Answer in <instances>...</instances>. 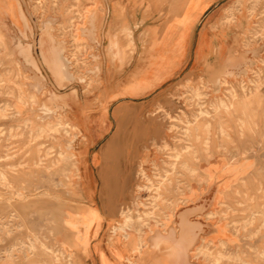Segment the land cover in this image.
<instances>
[{"label":"rangeland","instance_id":"1","mask_svg":"<svg viewBox=\"0 0 264 264\" xmlns=\"http://www.w3.org/2000/svg\"><path fill=\"white\" fill-rule=\"evenodd\" d=\"M241 1L227 12L221 25L234 23L238 9L247 6L250 30L237 39L236 45L264 41V0ZM88 2L94 11L90 19H87ZM97 2L0 0V264H82L85 247L88 255L84 264H98L99 252L120 241L121 229L127 230L120 213L126 204L132 218L127 225L137 229V241L142 239L148 223L163 226V231L171 229L165 224L169 221L165 211L178 205L177 194L189 188V182L178 176L179 173L193 178L203 172L193 164L199 160L196 146L200 150L205 147V156L209 155L208 147L216 142L220 152L235 158L243 155L255 158L260 180L253 183H261L257 187L264 191V55L259 69L252 71L244 82L227 86L223 98L217 102H211L202 89H195L201 83L197 79L183 87L184 94L176 98L181 103L173 107L177 115H169L161 103L155 108L128 103L125 107L128 115L122 119L123 131L111 164L110 187L100 183L99 164L94 159L113 135L114 117L119 121L122 115L117 108L113 117L112 107L109 109L106 100L98 97L104 88L99 76L103 58L108 56L111 85L107 91L113 94L116 81L119 80L117 86L123 83L119 76L134 50L133 34L156 11L151 5H145L144 0L131 5L128 0ZM170 6H158L161 8L158 20L165 18ZM191 7L194 10L197 4ZM139 14L141 21L136 19ZM185 19H189L188 15ZM98 44L106 45L103 51L97 52ZM214 54L213 50L208 57ZM115 60H118L116 64ZM61 70L65 73L57 76L55 72ZM33 71L44 81L43 85L37 76L30 78ZM27 84L38 92L34 104L29 100L31 91ZM129 84L118 95H125ZM182 107L189 115L184 114ZM137 108L146 112L145 126L133 115L137 112L133 109ZM47 109L53 118L51 121L60 117L67 124L66 129L48 128L43 118ZM101 111H108L104 123L111 130L89 148L85 141L94 138L89 124L94 129L104 124ZM221 111H226L228 117L220 116ZM154 123H162L169 129L170 145L162 143L160 135L144 145L146 153L139 155L146 160L126 157L125 148L131 142L133 128L152 129L149 125ZM80 152L86 157L88 169ZM73 160L77 170L72 167ZM139 168H143L146 176L137 175ZM100 170L104 171L102 165ZM88 177L94 183L91 199L80 185ZM259 205H264L263 192L254 203L243 205L240 212L245 214L252 206L259 211ZM143 212L148 214L138 220L137 216ZM249 215V221L243 223L245 226H261L245 230L244 235L247 234L252 244L249 250L236 251L222 246L203 249L197 257L204 256L208 264H264V212ZM98 219L99 228L91 227ZM87 222L90 227H86ZM151 230L156 233L155 229ZM147 234L151 235L147 231L144 241ZM145 248H139L137 255ZM74 249L79 252L77 260ZM159 255V252L147 255L145 264H158ZM106 259L102 256L101 264H107ZM127 260L134 263L131 256Z\"/></svg>","mask_w":264,"mask_h":264},{"label":"crops","instance_id":"2","mask_svg":"<svg viewBox=\"0 0 264 264\" xmlns=\"http://www.w3.org/2000/svg\"><path fill=\"white\" fill-rule=\"evenodd\" d=\"M128 1L131 5L138 0ZM13 3L14 5L18 4ZM99 3L100 0L97 4ZM143 3L148 6L151 5L156 12L133 34L134 50L130 53L129 64L124 73L120 75L121 77L119 76L120 82L122 80L123 83L117 86L119 85V80H117L115 83L117 89L113 94L107 91L108 86L111 85V81L109 82L111 74L109 73L108 56L103 58V65L101 66L103 71L99 75L101 81L104 82V88L102 92L98 93V97L106 100L109 109L112 107L113 117L117 108L122 111H120L122 115L119 121L114 117L115 127L112 137L101 149L99 156L94 159V162L99 164L97 171L99 181L106 188L110 187V181L112 180L110 176L113 174L111 164L114 163L113 160L116 157L117 146L120 142V134L123 131L122 119L128 115L125 108L128 103L146 104L154 108L158 103H161L163 108L167 109L169 115H177L173 107L176 104L181 105V103L175 101L176 98L184 94L185 89L183 87L197 79L201 83H198L195 89H202L211 102H217L223 98L222 95L227 86L244 82L252 71L259 69L264 55V41H256L249 46L238 47L236 45L238 44L237 39H240L244 32L250 30V11L247 6L238 9L234 23L221 25L227 12L237 3L235 0H144ZM22 4L24 10H26L24 7L25 2ZM161 4L162 6L171 4V6L165 18L158 20L161 10L158 6ZM194 4H197V7L192 10L191 6ZM86 7L89 10L87 19H90L94 11L91 10L89 2ZM187 15L189 19H185ZM136 19L141 21V14L137 15ZM96 47L97 52H99L103 51V47H106V45L100 46L98 44ZM213 50L215 51L214 56L208 57V54L212 53ZM238 52L242 53L241 56ZM116 62L118 60H115L114 63L116 64ZM238 64L241 66H238ZM21 65L24 68V64L21 63ZM245 68L246 70H244ZM25 69L28 68L25 67ZM33 73L35 72L33 71ZM128 83L130 84L124 92L125 95H118L124 85ZM113 96L115 98H112ZM133 110L137 111L138 108ZM186 110V108H183L184 114L189 115ZM230 113L233 115V111ZM107 114L108 111H101L102 123L106 122ZM133 115L136 120L140 121L141 126H145L146 112L144 110L137 111ZM219 115L228 117L226 111H221ZM149 126L152 129L150 127H137L134 130L133 128L131 142L125 148L126 157L139 158L140 161L146 160L145 157L139 155L145 152L143 150L144 145L160 135H162V143L170 145L169 129L167 130L162 123H154ZM89 127L94 135V138L85 141L89 148L98 139L105 136L103 134L111 130V126L106 125V123L99 124L98 129H94L90 124ZM217 145L215 142V145L208 147V156L203 153L205 147L200 150V147L196 146L199 153L197 159L199 160H194L193 164L203 172L193 178L189 177L187 173H179L178 176L184 177V180L189 182V188H185L182 193L177 194L179 204L173 211H165V214H168L169 217V221L165 222L167 228L175 230L173 238L176 239L180 236L181 229L179 228L182 227L180 224L184 227L185 223V226L190 227L192 230L190 234L194 238L192 239L190 234L189 237L194 243L188 256L189 264H208L204 256L199 255L196 258V248L212 250L225 246L230 250H249V246L252 244L248 242L247 234L244 235L245 230L261 228V226H254L255 224L245 226L243 223L249 221V214H256L260 210L264 212V205H259V211L252 206L247 213L240 212L243 205L254 203L259 193H264L263 188L257 187L258 185L262 186L261 183H253L260 180L257 178L258 174L256 172L258 168L257 160L246 157V155L239 157V154L237 155L239 158H235L227 152H220ZM80 153L88 169L86 157L82 152ZM101 165L104 171L99 174ZM92 183L93 179L88 177L80 184L83 193L87 196L91 195L90 199L93 198L94 188ZM183 200L185 203H181ZM87 206L95 210L92 205L87 204ZM97 213L100 215L99 210H97ZM186 223H189V226ZM95 225L99 228V219L92 222L90 226ZM154 225L155 223H148L143 233L147 232L149 228L155 229L158 233L160 231L157 230H164V228ZM90 226L87 222L86 227ZM234 227L238 228V231L235 232ZM130 229L131 237L128 240L121 238L116 244L102 250L103 253L99 252L98 264H101L102 256L107 258V264H127L126 258L131 256L130 251L132 248L138 246L137 239L139 236L135 227H130ZM152 236L153 234L150 236L147 234L145 239L147 254L142 257L141 252L139 255L136 253L132 257L134 264H145L147 255L155 252L160 253L158 264H176L178 260H168L163 249L151 251L150 240ZM87 255L88 248L85 247V253L81 257L82 264L86 261L84 258ZM138 257H141L142 262L138 261ZM178 264L180 263L178 262Z\"/></svg>","mask_w":264,"mask_h":264},{"label":"bare ground","instance_id":"3","mask_svg":"<svg viewBox=\"0 0 264 264\" xmlns=\"http://www.w3.org/2000/svg\"><path fill=\"white\" fill-rule=\"evenodd\" d=\"M235 1H239V0H235ZM241 1V0H240ZM242 2V1H241ZM234 6V5H233ZM228 9V8H227ZM228 11V10H227ZM20 17L23 18V12L20 11ZM227 17V16H225ZM86 26V25H85ZM20 40V39H19ZM27 45V44H26ZM28 51V50H27ZM253 51V50H252ZM240 53V52H238ZM26 54V53H25ZM242 53H240V56H241ZM245 54V53H243ZM28 55V54H27ZM230 55V54H229ZM254 55V54H253ZM25 56V55H24ZM235 56V55H234ZM232 56V57H234ZM239 56V55H238ZM252 56V55H251ZM245 57V56H243ZM27 58V57H26ZM235 58V57H234ZM240 58V57H239ZM246 58V57H245ZM249 60V59H248ZM241 61V60H240ZM250 61V60H249ZM238 62V61H237ZM30 63V62H29ZM236 63V62H235ZM53 65H56L55 63ZM237 65V64H236ZM236 65H235V68H236ZM66 66V65H65ZM238 66H241L238 64ZM55 68V66H54ZM237 69V68H236ZM246 70V68L244 69ZM248 70V69H247ZM246 72V71H245ZM65 73V71L61 70V71H58V72H55V74L57 76H62L63 74ZM37 76V80L41 82V85H43V80L38 77V75L36 73H33L32 76L30 75V78H33ZM241 77V76H240ZM189 81V80H188ZM226 82V81H225ZM187 84V83H186ZM26 86V84H25ZM44 87H42V90H43ZM27 89L29 91H31L30 95H29V100L34 104L36 103V93L37 90L35 89H32L30 86H28L27 84ZM41 91V90H40ZM49 110L47 109L44 114H43V118L46 120V123H47V126L48 128L50 129H54L55 130V126H62V129H66L67 127V124H63L60 120V117H56L55 119V122H52L51 119V116H50V112H48ZM170 118V117H169ZM40 120V119H39ZM42 121V120H41ZM44 121V120H43ZM84 136V135H83ZM72 162V167L75 168L77 170V167H76V163L75 161H71ZM101 171V170H100ZM102 172V171H101ZM68 175V174H67ZM137 175L139 176H146L143 168H139L138 171H137ZM138 189V188H137ZM141 189V188H140ZM157 196H159V194H157ZM154 197V198H157ZM134 198V197H133ZM139 198V197H138ZM136 200V198H134ZM134 200V201H135ZM169 200V199H168ZM137 201V200H136ZM164 203V202H163ZM177 203V202H176ZM138 204V202H137ZM144 205L143 203L140 202V205ZM124 205V204H123ZM127 205V204H126ZM126 205L122 208V210L120 211V213H122V216H123V219H124V224L123 226H126L127 227V230H124V229H121L122 231V238L123 239H126L128 240L130 238V230H129V226L127 225L129 222H131L130 220L132 219L131 216L129 215V213L131 212L130 211V208L126 207ZM183 205V204H182ZM130 206V204H129ZM178 205H174L172 208H171V211H173ZM130 211V212H129ZM138 213V212H137ZM148 213H145L143 212L142 214L138 215L137 218L138 220L140 219H143L144 216H146ZM209 214V213H208ZM121 216V214H119ZM163 215V214H162ZM166 217V216H165ZM120 219V218H119ZM188 222V221H187ZM122 224V223H121ZM187 226H189V223H186ZM163 225V224H162ZM122 226V225H121ZM180 226H182L180 230V236L178 238H173V233L175 232L174 230L171 229H168L164 232H156L155 234L152 232L151 228L148 229V232L150 234H153L152 238H151V246H150V249L151 251H157L158 249H163L164 252H165V255L168 257V260H178V262L180 264H189L188 263V256H189V252H191V249L193 247V243L194 241L192 240L194 237L190 234V232H192L191 228L190 227H186L185 226V223H184V227L183 225L180 224ZM192 226V225H191ZM161 228H164L163 226ZM119 230V229H118ZM146 232H144L140 238H142L141 240H138L137 241V245L134 248H132L131 250V257L135 256L137 252H139V248H141L142 246H145L146 247V243L144 241V236H145ZM189 234L191 235L192 239H190L189 237ZM200 247V246H199ZM204 247V246H203ZM168 248V250H166ZM64 249V248H63ZM203 248H196V258H197V255L200 254L202 252ZM229 252V251H228ZM144 253V254H143ZM142 254V257L143 255H146L147 252L144 250L143 252H141ZM210 255V254H209ZM73 256L75 258V260L78 259L79 257V252L74 249L73 251ZM145 258V257H144ZM127 259V258H126ZM129 262V260H127ZM138 261L142 262L141 260V257H138ZM178 262L176 264H178ZM130 264V262H129ZM131 264H134V263H131ZM143 264V263H142Z\"/></svg>","mask_w":264,"mask_h":264}]
</instances>
